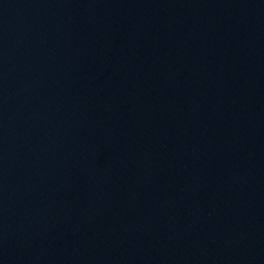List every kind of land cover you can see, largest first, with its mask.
<instances>
[{"label":"water","instance_id":"obj_1","mask_svg":"<svg viewBox=\"0 0 264 264\" xmlns=\"http://www.w3.org/2000/svg\"><path fill=\"white\" fill-rule=\"evenodd\" d=\"M0 264H264V0H0Z\"/></svg>","mask_w":264,"mask_h":264}]
</instances>
